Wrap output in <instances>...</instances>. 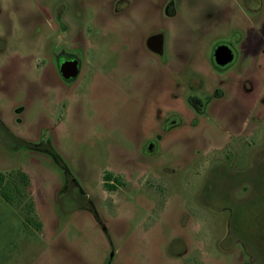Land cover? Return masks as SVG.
<instances>
[{"label": "rangeland", "instance_id": "rangeland-1", "mask_svg": "<svg viewBox=\"0 0 264 264\" xmlns=\"http://www.w3.org/2000/svg\"><path fill=\"white\" fill-rule=\"evenodd\" d=\"M0 122V264H264V0H0Z\"/></svg>", "mask_w": 264, "mask_h": 264}, {"label": "trees", "instance_id": "trees-1", "mask_svg": "<svg viewBox=\"0 0 264 264\" xmlns=\"http://www.w3.org/2000/svg\"><path fill=\"white\" fill-rule=\"evenodd\" d=\"M30 145V144H28ZM14 177L9 176L6 177L2 172H0V194L2 197L10 204L17 205V197L21 195L22 191L25 187L29 185V177L22 171H15ZM106 181L110 182L114 180V182L118 181L115 176L111 174H105ZM21 182V183H20ZM111 190L115 189V185L111 182L107 185ZM34 213V203L33 201H29L26 204V211L24 214V219L28 224H32L35 229H41V222L36 220L33 216ZM249 264V263H246Z\"/></svg>", "mask_w": 264, "mask_h": 264}, {"label": "water", "instance_id": "water-1", "mask_svg": "<svg viewBox=\"0 0 264 264\" xmlns=\"http://www.w3.org/2000/svg\"><path fill=\"white\" fill-rule=\"evenodd\" d=\"M146 45L151 51L161 53L163 46L162 35H151L148 37ZM213 57L216 65L225 66L232 62L234 59V53L228 45L222 44L214 50ZM58 67L62 78L66 80L75 78L79 74V65L77 60H63L59 63Z\"/></svg>", "mask_w": 264, "mask_h": 264}, {"label": "crops", "instance_id": "crops-1", "mask_svg": "<svg viewBox=\"0 0 264 264\" xmlns=\"http://www.w3.org/2000/svg\"><path fill=\"white\" fill-rule=\"evenodd\" d=\"M1 123V122H0ZM3 123V122H2ZM0 163H2L1 161H0ZM0 165H2V166H0L1 168H0V172H2L6 177H9L8 176V174H10V173H13V172H15L16 170H14V168H12V167H10V166H8V164H4V163H2V164H0ZM22 172H24L23 170H21ZM25 173V172H24ZM26 174V173H25ZM28 175V174H27ZM29 177V176H28ZM31 181V180H30ZM0 198L3 200L4 198L2 197V195L0 194ZM5 200V199H4ZM6 201V200H5ZM12 206H13V204H11ZM17 207V209H18V206H16Z\"/></svg>", "mask_w": 264, "mask_h": 264}, {"label": "flooded vegetation", "instance_id": "flooded-vegetation-1", "mask_svg": "<svg viewBox=\"0 0 264 264\" xmlns=\"http://www.w3.org/2000/svg\"><path fill=\"white\" fill-rule=\"evenodd\" d=\"M69 60H72V59H69ZM78 65H79V63H78ZM218 66V65H217Z\"/></svg>", "mask_w": 264, "mask_h": 264}]
</instances>
